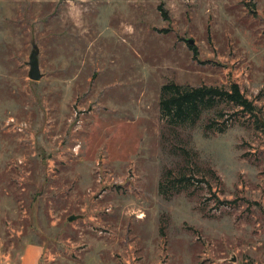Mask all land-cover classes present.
Instances as JSON below:
<instances>
[{"label":"rangeland","instance_id":"obj_1","mask_svg":"<svg viewBox=\"0 0 264 264\" xmlns=\"http://www.w3.org/2000/svg\"><path fill=\"white\" fill-rule=\"evenodd\" d=\"M263 124L264 0H0V264H264Z\"/></svg>","mask_w":264,"mask_h":264},{"label":"trees","instance_id":"obj_2","mask_svg":"<svg viewBox=\"0 0 264 264\" xmlns=\"http://www.w3.org/2000/svg\"><path fill=\"white\" fill-rule=\"evenodd\" d=\"M218 102L233 104L240 107L241 112L257 117L256 107L245 97L236 83L231 84L228 89L213 86L191 87L175 83L163 85L159 109L169 124L194 125L203 112L210 111ZM182 180H184L183 176L180 181ZM164 189L160 184V194H163Z\"/></svg>","mask_w":264,"mask_h":264},{"label":"water","instance_id":"obj_3","mask_svg":"<svg viewBox=\"0 0 264 264\" xmlns=\"http://www.w3.org/2000/svg\"><path fill=\"white\" fill-rule=\"evenodd\" d=\"M188 43L191 44L192 41L188 40ZM38 52L37 48L35 45L32 46V51L29 57V66H30V71L28 73L29 79L33 81H39L41 79V74H40V69H39V64H38ZM264 127V124H263ZM74 217H69L68 221H73Z\"/></svg>","mask_w":264,"mask_h":264},{"label":"crops","instance_id":"obj_4","mask_svg":"<svg viewBox=\"0 0 264 264\" xmlns=\"http://www.w3.org/2000/svg\"><path fill=\"white\" fill-rule=\"evenodd\" d=\"M41 251L37 246H28L23 253L19 264H38Z\"/></svg>","mask_w":264,"mask_h":264}]
</instances>
